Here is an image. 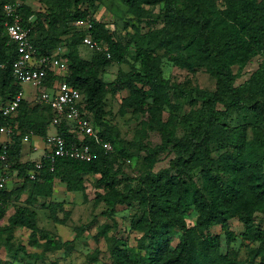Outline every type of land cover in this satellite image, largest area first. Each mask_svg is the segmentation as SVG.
I'll return each instance as SVG.
<instances>
[{
	"label": "trees",
	"instance_id": "1",
	"mask_svg": "<svg viewBox=\"0 0 264 264\" xmlns=\"http://www.w3.org/2000/svg\"><path fill=\"white\" fill-rule=\"evenodd\" d=\"M97 1L100 0H41L42 8L35 10L25 0L20 7L22 23L32 28L31 37L39 54H53L60 45L65 47L63 53L56 54L68 61L66 80L83 93L84 108L93 113L101 135L112 143L113 149L105 152L88 139L96 153L92 161L59 158L52 164L42 157L43 166L31 179L29 171L34 168L35 161H21L22 136L33 131L44 139L51 127L52 111L40 102L31 104L23 99L13 121L0 113V128L14 123L21 131L11 139L9 161L11 173L18 170L22 177L21 185L1 191L0 220L6 215L8 202L20 200L23 193H27L25 205L16 206L9 217L10 228L29 229V245L43 249L40 254L29 253L24 245L12 241L10 231L6 250L40 259L46 252L60 249L64 242L53 237L51 231L38 226L37 214L30 205L41 203L49 210L54 222L63 224L70 216L64 203L41 202L52 197L56 179L65 184L67 191L84 192L85 175H99L96 185L107 191L99 193L97 201L105 204L103 214L108 220L116 221L118 205L137 204L142 210L139 218L132 222V226L141 233L136 239L137 252H133L125 242L116 241L110 245L111 264H241L232 254L222 252L221 236L210 233L211 228L221 225L226 231L227 241L232 240L228 224L233 218L244 224L247 233L257 234L261 244L256 256H260L261 264H264V235L255 223V214H264V132L255 131L254 139L248 141L245 123L232 128L222 123L232 111L248 107L259 110L264 126V65L244 86L237 87L234 83L235 65H243L247 61L246 55L251 53L264 54V0H222L223 8H218L216 0H118L134 13H144V4L163 3L162 16L167 25L142 33L139 25L132 22L134 31L125 43L116 39L106 24L94 17ZM30 17H33L32 21ZM7 19L0 3V62L4 65L0 68V105L23 89L12 71L18 51L16 44L7 36L4 24ZM85 20L91 22L90 30L75 26V22ZM71 24H74V29ZM86 34L104 43L107 51H92L90 59L81 57L78 47ZM130 51L135 62L139 63L138 70L119 71L113 81H104L105 69L113 63H128ZM160 51L181 67L194 70L205 66L216 77L215 89H179L181 93H191L202 101L200 108L185 117L192 133L180 138L175 136L174 130L170 131L161 144L149 150L150 154L157 156L172 144L179 146L186 154L179 153L173 165L181 173L151 169L138 178L135 186L116 189V177L120 173L118 166L124 159V151L116 144L119 133L105 120V100L108 95L115 96L127 90L128 95L122 101L125 109L140 111L149 104V99L155 106L170 104L169 90L177 87L170 85L162 74ZM58 79L48 71L47 86ZM253 89H257L261 99L252 108V105H245L244 92ZM57 130L68 142L76 141L66 124L59 125ZM114 132L115 137L112 135ZM214 134L219 137L217 145L222 153L214 170L204 173L200 186L189 171L195 160L191 146L206 144ZM192 209L197 212L194 225L186 220V213ZM59 212L63 218L59 217ZM112 228L114 225L109 223L102 226V232L109 241L108 233ZM176 238L178 241L173 246ZM0 264L9 263L0 261ZM52 264L59 263L53 261Z\"/></svg>",
	"mask_w": 264,
	"mask_h": 264
},
{
	"label": "rangeland",
	"instance_id": "2",
	"mask_svg": "<svg viewBox=\"0 0 264 264\" xmlns=\"http://www.w3.org/2000/svg\"><path fill=\"white\" fill-rule=\"evenodd\" d=\"M33 9L42 8L41 0H27ZM218 8H223V1L216 0ZM145 12L134 13L118 0H100L96 2L94 17L98 21L106 24V27L114 33L116 39L126 42L134 28L132 22L139 25L142 33L150 29L158 30L167 26L163 20V3L144 4ZM74 24H71L73 28ZM75 27V26H74ZM81 57L90 59L92 51L83 46L78 47ZM65 51V47L60 45L55 53ZM161 70L163 76L169 81L170 85L177 88L169 90L170 104L164 106H155L152 99H149L142 110L134 111L125 109L122 101L128 95L124 90L115 96L108 95L105 100L106 122L119 133L116 138L117 146L124 152V159L119 164L120 173L116 177V189L125 190L128 186H135L138 178L146 175L151 169L160 171L166 169L171 174H180L177 166L173 162L181 152L179 146L170 145L168 149L157 156L149 153V150L155 149L163 142L170 131L175 132L176 137H182L187 133H192V128L185 123V117L194 109L201 107L202 101L197 99L191 93L185 95L179 89L198 88L202 90H214L216 77L211 74L205 66L190 70L172 61L164 51L159 52ZM247 61L243 64L234 66L235 86L242 87L250 81L261 70L264 65V54L251 53L246 55ZM129 62L123 64L113 63L105 69L103 80L113 81L119 71L129 72L139 68V63L135 62L132 51L129 52ZM258 82L260 83L259 79ZM256 83V82H254ZM23 90L25 98L35 104L38 101L36 97L37 88L31 84H24ZM245 105L256 107V101L261 99V94L257 89L246 90L244 92ZM222 108V106L220 105ZM261 114L258 109H248L243 107L241 110L232 111L222 123L227 127H235L245 123L247 126L248 141L254 139V132H264V126L261 124ZM219 129V127H218ZM54 128L50 127V132ZM116 132L112 135L115 137ZM219 138V137H218ZM217 135L204 145L196 144L191 146L194 151L195 160L192 162L189 171L198 185H202L204 173L207 170L213 171L218 157L222 150L217 145ZM43 141L41 138H39ZM37 137H32L30 142H26L25 147L29 148L30 143H35ZM24 147V148H25ZM32 149V148H31ZM44 154V149L39 148L35 151H28L24 157V162L37 161ZM213 161V163H212ZM23 162V161H22ZM264 169V166H263ZM99 175H85L86 189L84 192L67 191L65 184L56 179L54 183V193L50 199H42L46 204L49 201L63 202L64 207L70 211V216L66 222L56 223L50 218L49 210L41 203H33L30 208L37 214V224L41 229L51 231L53 237L60 238L64 245L57 250L48 251L40 259L30 257L23 252L18 254L8 252L5 247L6 238L12 231V241L15 244L24 245L29 253H42V248L29 245L31 231L23 227L10 228L9 217L14 213L15 207L25 205L27 193H23L20 200L8 202L5 207L6 215L0 220V261L9 264H52L57 261L59 264H111L110 245L116 241L125 242L133 252L137 238L141 233L132 226V222L142 214L141 208L136 204L128 206L127 204L118 205L115 213L116 221L106 218L103 212L106 206L103 202L97 201L99 193L105 194L107 190L103 187H97L96 181ZM7 189L17 187L22 184V177L18 175V170H13L9 176ZM196 210L192 209L186 213L188 224L194 225L196 222ZM59 217L63 218L62 212ZM109 223L114 228L109 231L110 241L104 236L102 226ZM255 223L260 233L264 235V214L257 212L255 214ZM80 229V230H79ZM228 230L232 233V240L227 241L226 231L221 225L211 228L212 235H220L222 240V252L230 253L235 256L241 264H261V257L256 256L257 249L260 246V240H257V234L246 232L244 224L237 218L229 221ZM78 231L80 234H78ZM176 238L172 245L177 243Z\"/></svg>",
	"mask_w": 264,
	"mask_h": 264
},
{
	"label": "built area",
	"instance_id": "3",
	"mask_svg": "<svg viewBox=\"0 0 264 264\" xmlns=\"http://www.w3.org/2000/svg\"><path fill=\"white\" fill-rule=\"evenodd\" d=\"M0 3H2V9L8 18L4 22L7 36L10 42L16 44L18 51V58L13 65V75L22 86L31 84L36 87L38 89L35 93L38 98L37 102L48 106L53 114L51 126L54 131L48 132L44 139L41 138L45 144L42 157H46L52 164L59 158L90 162L96 157V153L88 139L98 144L105 152L112 151L113 145L101 135L100 128L94 122L93 113L84 108L83 93L66 80L69 74L67 59L56 53L39 54L31 37L32 28L22 23L19 12L25 0H0ZM29 20L32 21L33 17H30ZM75 26L79 29L90 30L92 24L89 20H85L75 22ZM82 45L91 51H107V46L95 40L90 34L83 37ZM3 66V63L0 62V68ZM48 71L60 78L51 86L46 84ZM23 99L27 98H25L22 89L0 105V113L13 121ZM62 124H66L68 131L74 134L76 141L68 142L58 132L57 127ZM15 134H21L17 124L12 123L0 128L2 145L0 153V207L3 205L1 191L7 188L10 180L9 151L11 139ZM32 137H37L33 131L23 134V143L30 142ZM41 158L35 161L34 168L29 171L31 179L36 177L43 166Z\"/></svg>",
	"mask_w": 264,
	"mask_h": 264
},
{
	"label": "crops",
	"instance_id": "4",
	"mask_svg": "<svg viewBox=\"0 0 264 264\" xmlns=\"http://www.w3.org/2000/svg\"><path fill=\"white\" fill-rule=\"evenodd\" d=\"M28 100V99H27ZM30 101V100H29ZM31 102V101H30ZM49 132H50V128H49ZM37 138H38V142H35V143H30L31 145L29 146V148H27V147H25V143H23V146H22V151H21V154H22V156H21V161H25V159H24V157L26 156V153L28 152V151H32V149H33V151H35V150H37L38 149V147L39 148H45V144H44V142L43 141H41L39 138L40 137H38L37 136ZM31 141V140H30ZM25 147V148H24ZM32 148V149H31ZM36 159H34V161H35ZM37 160H39V158H37Z\"/></svg>",
	"mask_w": 264,
	"mask_h": 264
}]
</instances>
